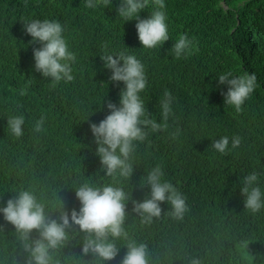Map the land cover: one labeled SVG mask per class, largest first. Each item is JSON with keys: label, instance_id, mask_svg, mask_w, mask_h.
Segmentation results:
<instances>
[{"label": "trees", "instance_id": "1", "mask_svg": "<svg viewBox=\"0 0 264 264\" xmlns=\"http://www.w3.org/2000/svg\"><path fill=\"white\" fill-rule=\"evenodd\" d=\"M119 3L101 0L88 8L85 0H0V207L26 188L48 203L53 216L52 202L60 196L70 215L80 206L74 186L85 180L97 186L121 183L131 194L125 230L148 245L150 264H187L194 255L202 264H264V209L244 208L241 193L242 178L253 171L264 189V0H165L169 39L151 49L139 41L136 20L118 15ZM154 8L155 0H149L140 16ZM34 18L63 25L76 56L73 80L53 82L35 70L33 49L41 45L29 43L23 27ZM180 34L192 38L194 48L177 58L171 46ZM121 50L145 65V108L149 118L167 127L148 130L135 142L133 174L114 180L101 168L90 124L111 111L109 100L119 105L124 82L110 79L112 70L100 55ZM228 71L256 75V88L240 111L224 101L228 85L218 76ZM166 91L173 100L164 121ZM19 114L25 124L17 138L7 129V117ZM41 117L44 125L37 132ZM222 136L229 137L231 150L225 153L212 146ZM233 136L241 138L236 148H231ZM157 165L186 198L183 219L168 214L167 201L160 202L161 216L151 223L132 211V200H143L150 191L141 181ZM78 228H69L70 241L56 254L61 264L85 259L94 264L93 254L81 251L84 233ZM14 231L0 213V264H24L27 257ZM116 243L117 256L105 264H120L126 240Z\"/></svg>", "mask_w": 264, "mask_h": 264}, {"label": "clouds", "instance_id": "2", "mask_svg": "<svg viewBox=\"0 0 264 264\" xmlns=\"http://www.w3.org/2000/svg\"><path fill=\"white\" fill-rule=\"evenodd\" d=\"M85 2L88 8H95L101 0ZM102 2L108 4L112 0ZM148 3L149 0H120L117 13L124 21L136 20L139 41L144 48L151 49L167 41L169 31L165 0H155L154 10L142 18L140 12ZM23 27L32 38L29 43L38 41L41 45L33 49L35 70L45 78L50 77L53 82L73 80L72 64L76 56L69 49L61 22L34 18L24 21ZM193 48V39L187 34H180L172 44L171 52L179 58L190 53ZM100 56L105 67L112 70L110 79L123 81L125 86L120 90L119 105L109 100L107 107L111 111L99 123L90 124L97 144L96 153L105 175L114 180L118 177L130 178L134 171L135 142L143 141L148 130L155 132L167 127V124L149 118L145 108L141 92L147 86V76L142 61L124 50L118 53L105 52ZM218 81L228 85L227 91L223 93L225 104L233 105L237 111L241 110L245 100L256 88L255 73L233 75L228 71L220 74ZM164 97L161 108L163 120L167 121L172 114L173 97L168 91ZM24 124L23 114L7 117V129L17 138L23 135ZM43 125L44 117H41L35 122V130L41 131ZM240 143L239 136L231 138V148L238 147ZM212 146L220 153L231 150L228 136L213 140ZM163 176L161 166L153 167L141 181L142 186L145 183L150 186V191L143 200H132V211L138 213L142 223H151L154 218L161 216V201L169 203L171 207L167 210L168 214L176 219H183L188 210L185 196L173 183L164 180ZM258 181L259 173L256 171L248 173L241 181L244 208L252 213L264 209V189ZM74 187L80 206L78 209L73 208L70 215L59 195V200L52 202V209L56 213L53 216L48 203L38 198L33 190L26 188L14 191L16 195L0 207V213L14 226L17 240L23 252L27 253L24 264H61L56 254L70 241L69 228L73 224L79 226L77 232L84 233L81 251L84 254L91 252L94 264H105L117 256V239H125L124 245L127 246L120 264H150L148 245L129 238L125 230V220L129 215L126 202L131 199V194L125 191L123 184L106 183L97 186L85 180ZM33 230L38 231L35 238L32 236ZM85 261H78L77 264H85ZM14 264H18V261H14ZM187 264H202V260L194 255L188 258Z\"/></svg>", "mask_w": 264, "mask_h": 264}]
</instances>
